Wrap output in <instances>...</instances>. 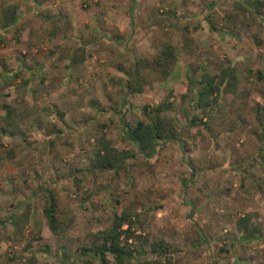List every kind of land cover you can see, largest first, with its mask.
Wrapping results in <instances>:
<instances>
[{"label":"rangeland","instance_id":"374dc122","mask_svg":"<svg viewBox=\"0 0 264 264\" xmlns=\"http://www.w3.org/2000/svg\"><path fill=\"white\" fill-rule=\"evenodd\" d=\"M9 6L20 20L3 29ZM168 44L166 77L151 63ZM138 65L147 82L128 94ZM227 67L235 93L196 110L190 80ZM167 99L181 142L145 159L122 120ZM101 137L134 154L127 174L92 170ZM123 211L128 245L149 254L130 264H163L150 254L160 241L173 264H264V0H0V264H87L80 250ZM244 217L258 240L241 239Z\"/></svg>","mask_w":264,"mask_h":264},{"label":"trees","instance_id":"16d2710c","mask_svg":"<svg viewBox=\"0 0 264 264\" xmlns=\"http://www.w3.org/2000/svg\"><path fill=\"white\" fill-rule=\"evenodd\" d=\"M4 19L2 28L7 29L11 25L19 22L20 16L17 14V8L9 6L4 9ZM213 26V25H212ZM214 27V26H213ZM212 30H214L212 28ZM76 62V60L74 59ZM176 54L173 46L166 45L165 50L154 60L151 66L163 69L164 76L171 75L172 66H175ZM172 67V68H171ZM141 66H135L130 79L127 80L126 90L128 94H142L144 85L147 82ZM191 89L195 90L194 108L196 110L205 111L217 105L221 98L227 93H235L237 88L236 72L233 68L227 67L222 69L216 75L203 73L196 79L189 82ZM173 102L167 99L158 106L146 105L143 107L142 113L144 118L137 121L134 126L128 124L123 119V140L131 142L138 154L145 159L153 158L159 147L169 142H181L176 125L170 123L164 117V113L172 109ZM189 126L195 124V119L189 120ZM98 151L93 159L92 170L94 172L101 171H124L127 174L126 162L131 159L134 154L129 152L117 151L111 141L105 137H101L97 141ZM82 172L81 170H78ZM46 191V206L43 213L47 220L49 228L55 233L58 231L57 205L56 199L52 191ZM35 191L34 194H38ZM112 226L104 232L100 233L98 240L90 247H84L80 250V255L86 259L87 264L97 261L98 264H110V257L115 264H130L140 257H145L143 246L139 248L129 246L128 241L135 236L133 226L135 220L133 215L128 211L121 213L113 212ZM13 224L18 227L19 222L15 217L12 219ZM127 228H124L126 227ZM239 230L243 233L241 239L244 242H253L258 240L256 229L250 227L249 219L244 217L238 223ZM203 239H205L203 237ZM148 242V241H146ZM150 254L161 259L163 264H173L172 259L177 249L168 245L164 241L153 243L150 246ZM149 255V254H148ZM147 255V256H148ZM31 264V261L22 263Z\"/></svg>","mask_w":264,"mask_h":264}]
</instances>
